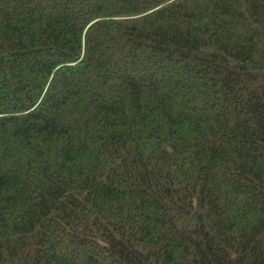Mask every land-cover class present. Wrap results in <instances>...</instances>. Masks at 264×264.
Wrapping results in <instances>:
<instances>
[{
  "label": "trees",
  "instance_id": "trees-1",
  "mask_svg": "<svg viewBox=\"0 0 264 264\" xmlns=\"http://www.w3.org/2000/svg\"><path fill=\"white\" fill-rule=\"evenodd\" d=\"M0 264H264V0H0Z\"/></svg>",
  "mask_w": 264,
  "mask_h": 264
}]
</instances>
